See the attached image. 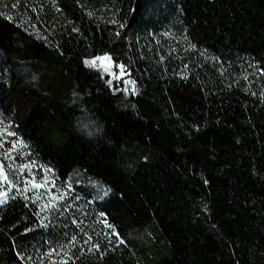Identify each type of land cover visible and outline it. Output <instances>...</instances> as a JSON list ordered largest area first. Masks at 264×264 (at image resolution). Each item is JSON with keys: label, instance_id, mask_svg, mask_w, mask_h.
Here are the masks:
<instances>
[{"label": "trees", "instance_id": "1", "mask_svg": "<svg viewBox=\"0 0 264 264\" xmlns=\"http://www.w3.org/2000/svg\"><path fill=\"white\" fill-rule=\"evenodd\" d=\"M0 143V264H264V0H0ZM44 165L121 241L43 227Z\"/></svg>", "mask_w": 264, "mask_h": 264}, {"label": "rangeland", "instance_id": "2", "mask_svg": "<svg viewBox=\"0 0 264 264\" xmlns=\"http://www.w3.org/2000/svg\"><path fill=\"white\" fill-rule=\"evenodd\" d=\"M104 56L111 58L110 55L103 54L87 58L85 63L86 61ZM110 62L112 64L111 72H105L99 67H91L87 63L86 65L107 76L108 81H111L110 85L117 91L120 89L127 94H136V85H134L135 91H133V85L128 83L129 80H133L126 69L127 75L116 79L111 73L119 76L120 72L116 65L120 64H116L112 58ZM99 63L97 61V64ZM105 63L108 62L106 61ZM2 146L3 144L0 143V147ZM8 152L12 154L13 148H8ZM11 164L13 165L11 170L14 171L16 163ZM40 172L43 176L40 179H32V181L34 180V183L37 185H42V187H36L35 196L41 211L40 224L43 227H48L53 223L65 226V230H69L68 232H70L71 244L80 243L82 245L97 247L99 245L98 240L114 241L116 236L118 238L116 241H121L104 213L97 206V203L109 193L106 186L90 179L59 180L47 165H44Z\"/></svg>", "mask_w": 264, "mask_h": 264}, {"label": "snow or ice", "instance_id": "3", "mask_svg": "<svg viewBox=\"0 0 264 264\" xmlns=\"http://www.w3.org/2000/svg\"><path fill=\"white\" fill-rule=\"evenodd\" d=\"M117 35H119V33H117ZM97 61H99L100 63L97 64ZM106 61L108 63H105ZM110 61H111V58L110 57L104 56V57H97V58H95L93 60H90V61H86V63L89 66H91V67H99V68H102L105 72H111L112 64H111ZM116 67L119 69L120 75L119 76H116L115 73H111L114 78L120 79L124 75H127V73L125 71V66L124 65L120 64V65H116ZM109 83H111V81H109ZM128 83L131 84V85H133V89L132 90L135 91V87H134L135 82L129 80ZM9 135H12V133H9ZM26 168H28L27 165H22L21 168H20V171L23 172ZM2 171H3L2 166H0V173H2ZM3 179L5 181H8V177L6 175L3 176ZM8 183L10 184V182H8ZM27 183H31L33 187H42V185L35 184L34 183V180L33 181H30V182H27ZM24 191H27V187H25ZM0 197L3 198V199H0V204H2V203L5 202V199L7 198V192L6 191L0 192ZM109 227H111V226H109Z\"/></svg>", "mask_w": 264, "mask_h": 264}]
</instances>
